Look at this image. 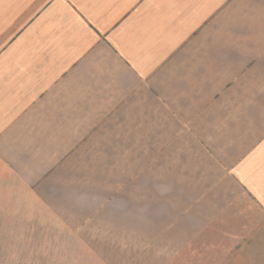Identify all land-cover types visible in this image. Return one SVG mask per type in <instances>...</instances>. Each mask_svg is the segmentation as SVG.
Here are the masks:
<instances>
[{
	"label": "crops",
	"instance_id": "1",
	"mask_svg": "<svg viewBox=\"0 0 264 264\" xmlns=\"http://www.w3.org/2000/svg\"><path fill=\"white\" fill-rule=\"evenodd\" d=\"M248 211L264 215V0H0L10 263L264 264Z\"/></svg>",
	"mask_w": 264,
	"mask_h": 264
},
{
	"label": "rangeland",
	"instance_id": "2",
	"mask_svg": "<svg viewBox=\"0 0 264 264\" xmlns=\"http://www.w3.org/2000/svg\"><path fill=\"white\" fill-rule=\"evenodd\" d=\"M240 218V217H239ZM243 223L244 221L238 220V223ZM246 223H264V215L259 212V211H248V215L246 216L245 219ZM41 251L40 248H34L32 255L29 257H19L17 259H27L28 262L26 263H21V264H50L45 261L46 257L39 255V252ZM13 253V249H10L8 247V240L5 238H0V264H18V263H10L11 260H13V257L11 258L10 254ZM254 257V256H253ZM66 259V258H65ZM250 259L248 256H242L238 258V260L234 263H229V264H262V263H249ZM254 259V258H253ZM262 260V257L259 258ZM68 262H64L63 264H73L69 259L67 258ZM244 260V261H243ZM20 264V263H19Z\"/></svg>",
	"mask_w": 264,
	"mask_h": 264
}]
</instances>
